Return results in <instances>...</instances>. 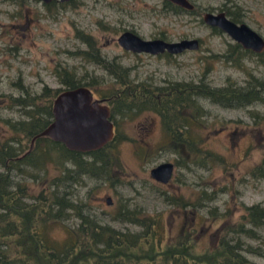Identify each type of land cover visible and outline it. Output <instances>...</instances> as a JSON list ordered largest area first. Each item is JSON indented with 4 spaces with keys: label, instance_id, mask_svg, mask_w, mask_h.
I'll return each mask as SVG.
<instances>
[{
    "label": "rangeland",
    "instance_id": "obj_1",
    "mask_svg": "<svg viewBox=\"0 0 264 264\" xmlns=\"http://www.w3.org/2000/svg\"><path fill=\"white\" fill-rule=\"evenodd\" d=\"M166 1L51 0L44 4L41 0H0V139L11 133L5 119L20 115L17 106L7 104L6 94L19 93L21 84L32 90H39L43 84L62 87L57 73L64 67L78 76L93 78L94 96H101L108 88L112 78L108 70L77 52L90 48L84 37L99 48L102 57L128 67L135 80L151 84L167 80L198 82L202 76L210 84H222L226 77L241 81L247 73L264 79V55L246 54L239 66L224 61L220 53L232 39L223 31L214 33L202 20L206 10L234 11L241 15V21L264 36V0H190L194 3L191 10L173 7L172 2ZM123 29H132L145 38L197 37L199 46L167 55L132 52L117 43ZM201 100L204 117L199 118L203 124L194 119L189 133L223 159L199 166L191 153L179 155L171 145L160 146L165 130L152 109L119 118L118 130L123 135L116 147L118 164H113L110 173L115 175L114 182L99 183L97 178L86 176L78 185L89 210L113 226L136 229L138 224L113 217L118 199L128 197L131 205L145 213L160 214L166 239L180 238L190 220L197 238L194 247L204 250L218 241L222 225L231 226L241 220L243 204L258 202L264 206V176H252L248 171L264 150V101L228 106L207 97ZM163 159L174 163L165 182L149 173L150 166ZM51 172L53 167L49 165L47 173ZM27 185L32 193L40 183L28 180ZM167 196L201 202L180 208ZM74 219L72 215L65 221ZM256 230L259 236L236 232L233 235L234 239L240 238L238 250L247 259L264 264V223ZM50 233L63 236L64 228L58 224Z\"/></svg>",
    "mask_w": 264,
    "mask_h": 264
},
{
    "label": "trees",
    "instance_id": "obj_2",
    "mask_svg": "<svg viewBox=\"0 0 264 264\" xmlns=\"http://www.w3.org/2000/svg\"><path fill=\"white\" fill-rule=\"evenodd\" d=\"M222 10L231 19L241 21V15ZM211 29L214 33L222 32L216 26ZM84 40L89 50L77 52L84 59L105 67L112 76L101 95L108 96L114 134L101 146L86 151L69 148L47 134L35 135L51 120L52 98L58 91L80 83L95 86L93 78L78 76L73 70L63 67L57 73L62 87L49 88L43 84L39 90H32L29 85L21 84L19 93L6 94L7 104L17 106L20 115L5 119L11 133L0 139V264H254L238 250L241 240L234 239L233 232L260 235L256 227L264 223V206L258 202L243 204L241 220L233 223L235 226L222 225V233L214 246L198 250L194 247L197 238L190 220L180 238L166 239L160 214L145 213L131 205L127 197L118 199L113 217L139 227L119 228L89 210L78 185L86 176L97 178L99 183L114 182L112 166L118 164L116 147L123 135L117 120L145 109L159 115L165 130L160 146L171 145L179 155L191 153L199 166L223 159L189 133L194 119L200 121L199 117H204L201 97L228 106L264 101L262 76L247 73L241 81L226 77L222 84H210L203 76L198 82L167 80L151 84L135 80L128 67L102 57L92 41L87 37ZM246 54L261 56L264 50L253 52L236 41H228L219 57L239 66ZM49 165L53 167L51 174L47 173ZM248 171L252 176H264V150ZM28 180L40 183L37 191L29 192ZM167 198L180 208L201 202ZM72 215L74 221L67 223L65 220ZM58 224L64 228L63 236L50 233ZM228 231L230 234H226Z\"/></svg>",
    "mask_w": 264,
    "mask_h": 264
},
{
    "label": "water",
    "instance_id": "obj_3",
    "mask_svg": "<svg viewBox=\"0 0 264 264\" xmlns=\"http://www.w3.org/2000/svg\"><path fill=\"white\" fill-rule=\"evenodd\" d=\"M42 1L47 3L50 0ZM169 1L188 9L193 8V3L189 0ZM202 20L210 26L218 27L245 49L254 52H261L264 49V36L261 33L244 21L231 20L224 11L206 10L202 13ZM117 42L124 49L149 53L167 51L174 54L184 49H196L199 46L197 37L179 40L143 38L127 29L119 33ZM103 99L105 98L93 96L92 88L84 83L62 88L52 98L51 120L35 135L47 134L62 141L67 147L78 150L101 146L114 134L110 107ZM173 166L171 160L163 159L151 165L149 173L153 178L165 182L170 178ZM106 200L109 202L110 198L107 197Z\"/></svg>",
    "mask_w": 264,
    "mask_h": 264
},
{
    "label": "flooded vegetation",
    "instance_id": "obj_4",
    "mask_svg": "<svg viewBox=\"0 0 264 264\" xmlns=\"http://www.w3.org/2000/svg\"><path fill=\"white\" fill-rule=\"evenodd\" d=\"M42 1V0H41ZM51 1V0H50ZM49 1V2H50ZM61 1V0H60ZM68 1H70V0H63L62 2H68ZM169 1V0H168ZM190 1V0H189ZM171 2V1H170ZM191 2V1H190ZM173 3V2H172ZM174 5H178V4H175V3H173ZM179 7H181V8H183V9H188V8H185V7H182V6H180V5H178ZM193 7H194V3H193ZM191 9H193V8H191ZM191 9H188V10H191ZM123 30H126V29H123ZM123 30H121L120 32H122ZM127 30H131V31H134V30H132V29H127ZM119 32V33H120ZM135 32V31H134ZM137 33V32H136ZM119 35V34H118ZM141 36V35H140ZM143 38H145V37H143ZM153 38H156V37H153ZM159 38H161V37H159ZM164 39V38H163ZM116 40H117V38H116ZM166 40V39H165ZM118 43V42H117ZM119 44V43H118ZM120 45V44H119ZM121 46V45H120ZM122 47V46H121ZM126 50H128V49H126ZM131 51V50H130ZM133 52V51H132ZM136 52V51H135ZM138 52H144V51H138ZM164 52H166V53H168L167 51H164ZM146 53H149V52H146ZM158 53H163V52H158ZM150 54H157V53H150ZM172 54V53H171ZM93 96H94V93H93ZM98 97H104L105 99H103V101L104 102H106L108 105H109V102H108V96H106V95H101V96H98ZM113 121V120H112ZM114 123V122H113ZM115 127V126H114ZM90 150V149H89ZM82 151H86V150H82ZM173 162V161H172ZM173 165H174V163H173Z\"/></svg>",
    "mask_w": 264,
    "mask_h": 264
},
{
    "label": "bare ground",
    "instance_id": "obj_5",
    "mask_svg": "<svg viewBox=\"0 0 264 264\" xmlns=\"http://www.w3.org/2000/svg\"><path fill=\"white\" fill-rule=\"evenodd\" d=\"M222 11H224V10H222ZM224 13H225V11H224ZM225 15L227 16V17H229L226 13H225ZM230 18V17H229ZM231 19V18H230ZM231 20H233V19H231ZM233 21H235V20H233ZM235 22H239V21H235ZM264 50V49H263Z\"/></svg>",
    "mask_w": 264,
    "mask_h": 264
}]
</instances>
